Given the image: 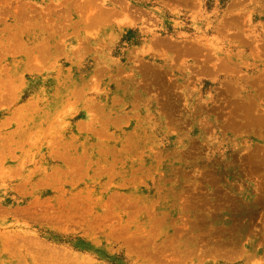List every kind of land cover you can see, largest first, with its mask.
<instances>
[{
	"label": "rangeland",
	"instance_id": "374dc122",
	"mask_svg": "<svg viewBox=\"0 0 264 264\" xmlns=\"http://www.w3.org/2000/svg\"><path fill=\"white\" fill-rule=\"evenodd\" d=\"M0 264H264V0H0Z\"/></svg>",
	"mask_w": 264,
	"mask_h": 264
}]
</instances>
